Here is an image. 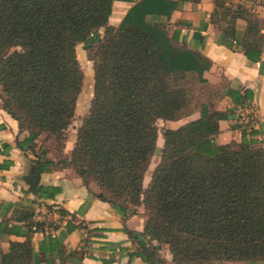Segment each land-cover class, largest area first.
<instances>
[{
	"label": "trees",
	"instance_id": "obj_1",
	"mask_svg": "<svg viewBox=\"0 0 264 264\" xmlns=\"http://www.w3.org/2000/svg\"><path fill=\"white\" fill-rule=\"evenodd\" d=\"M190 1L200 0H139L113 26L114 0H0V100L30 141L43 136L63 154L85 80L77 47L89 43V113L70 158L46 160L41 171L73 168L86 186L97 183L96 197L125 219L143 207L144 231L126 232L137 244L131 257L146 264L165 262L158 257L163 246L173 264H263L264 147L255 137L259 131L241 129L240 123L241 142L216 143L219 123L232 109L215 111L211 99L204 100L200 118L165 130L160 161L144 186L157 151V122L189 116L188 77L212 89L204 77L212 61L178 44L160 23ZM215 4L232 35L238 18L248 21L246 54L253 49L261 55L260 20L225 0ZM101 30V39L91 40ZM33 215L34 209L26 218L31 232ZM72 255L79 262L85 256ZM34 259L30 240L11 242L9 252L0 254V264Z\"/></svg>",
	"mask_w": 264,
	"mask_h": 264
},
{
	"label": "crops",
	"instance_id": "obj_2",
	"mask_svg": "<svg viewBox=\"0 0 264 264\" xmlns=\"http://www.w3.org/2000/svg\"><path fill=\"white\" fill-rule=\"evenodd\" d=\"M138 1L114 0L109 24L120 25ZM225 1L232 9L241 6L253 13L260 20L264 34V0L254 6L240 0ZM160 23L166 25L169 36L178 44H185L212 61L204 74L212 87V110L234 111L229 119L220 121L216 143L242 141L238 114L245 110L258 120L259 132L255 137L264 147V50L261 55L253 49L246 54L248 21L238 18L232 35L229 25L216 14L215 0H200L183 4ZM249 42L253 44L252 37ZM193 116L192 120L200 118V111ZM42 140L43 136L30 141L29 133L20 130L18 121L3 109L0 100V254L9 252L11 242L30 240L34 264H146L131 257L137 244L126 232V229L144 231V208L125 219L121 212L96 197L101 192L99 186H86L73 168L49 167L41 171L44 161L56 162ZM72 149L68 142L65 154L70 155ZM43 150L47 152L43 154ZM39 202L55 204L70 215L68 222L52 236L31 232L26 222ZM77 251L85 255L80 262L72 255ZM170 258L167 264H173Z\"/></svg>",
	"mask_w": 264,
	"mask_h": 264
},
{
	"label": "rangeland",
	"instance_id": "obj_3",
	"mask_svg": "<svg viewBox=\"0 0 264 264\" xmlns=\"http://www.w3.org/2000/svg\"><path fill=\"white\" fill-rule=\"evenodd\" d=\"M103 34H104V30H101V33L99 32V33L94 34L91 40L98 41L99 39H101L100 36H103ZM88 44L89 43L81 44L77 47L78 59L80 61L81 67L85 75V80H84L85 87L83 86L81 94L78 99L73 124L67 131V138L65 141V148H64L63 154L59 156L57 155L52 141L44 142V140H42V143L48 148V150L51 153L54 154L57 162L58 160L63 159V158L65 159L70 158L73 149L70 155H66L65 154L66 145L69 142V145L73 146L74 148L76 137H77V130L81 126L83 118L89 113V110L91 107V102L93 99V88H94V70H93V63L88 60V56H87ZM185 83L189 90L188 99H189L190 105H189V109L187 110V113L189 114V116H185L177 122L163 121V120H159L157 122L158 131H159V140L157 144L158 146H157L156 154L152 159L148 172L146 173V177L144 181V186L146 188L148 187L152 174L160 161L161 150L163 148V143H164L163 134L165 130L177 129L181 127L182 125L186 124L187 122L191 121L192 119H194L193 115L199 110L202 101L212 99V98H209V97H212V89L208 88L206 85L199 84L195 76H189ZM72 141H73V145H72ZM90 184H96L97 186H99L94 181H91ZM158 255H159L158 256L159 259L165 261L163 264L168 263L167 259H169V257H171L170 259L172 260V255L169 251L168 246H163Z\"/></svg>",
	"mask_w": 264,
	"mask_h": 264
},
{
	"label": "built area",
	"instance_id": "obj_4",
	"mask_svg": "<svg viewBox=\"0 0 264 264\" xmlns=\"http://www.w3.org/2000/svg\"><path fill=\"white\" fill-rule=\"evenodd\" d=\"M243 3H248L251 6L258 4L260 0H240ZM229 2V1H228ZM239 123L241 124V129H247L250 131L258 125V120L252 116L248 111H241L238 114ZM61 208L55 204H44L43 202L37 203L34 207V215L32 218V232H43L47 233L50 236L55 234V232L63 226L68 221V216L61 213ZM44 227L41 230L38 225ZM56 228V229H55ZM40 229V230H39Z\"/></svg>",
	"mask_w": 264,
	"mask_h": 264
},
{
	"label": "bare ground",
	"instance_id": "obj_5",
	"mask_svg": "<svg viewBox=\"0 0 264 264\" xmlns=\"http://www.w3.org/2000/svg\"><path fill=\"white\" fill-rule=\"evenodd\" d=\"M85 87V86H84Z\"/></svg>",
	"mask_w": 264,
	"mask_h": 264
}]
</instances>
